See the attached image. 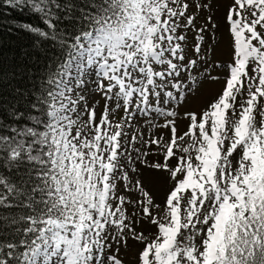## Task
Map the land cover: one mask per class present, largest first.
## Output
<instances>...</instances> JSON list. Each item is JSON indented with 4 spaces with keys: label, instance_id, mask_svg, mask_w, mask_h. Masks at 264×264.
<instances>
[{
    "label": "snow or ice",
    "instance_id": "obj_1",
    "mask_svg": "<svg viewBox=\"0 0 264 264\" xmlns=\"http://www.w3.org/2000/svg\"><path fill=\"white\" fill-rule=\"evenodd\" d=\"M3 6L41 23L0 66V264H264V0Z\"/></svg>",
    "mask_w": 264,
    "mask_h": 264
},
{
    "label": "trees",
    "instance_id": "obj_2",
    "mask_svg": "<svg viewBox=\"0 0 264 264\" xmlns=\"http://www.w3.org/2000/svg\"><path fill=\"white\" fill-rule=\"evenodd\" d=\"M25 23L39 26L41 22L27 10L0 7V66L6 72L12 71L16 64L23 66L27 62L31 65L39 57L38 53L30 58L25 56L26 52H34L31 47L32 36L17 27ZM40 59L42 62V57Z\"/></svg>",
    "mask_w": 264,
    "mask_h": 264
},
{
    "label": "rangeland",
    "instance_id": "obj_3",
    "mask_svg": "<svg viewBox=\"0 0 264 264\" xmlns=\"http://www.w3.org/2000/svg\"><path fill=\"white\" fill-rule=\"evenodd\" d=\"M223 15H224V5H218L215 9V17L214 19L216 21L220 22V31L217 33L216 37L212 40V43L215 45L217 42H219V48L217 50V59L226 61L229 60L230 57L227 54L228 53V43H229V35L227 32V28L224 25L223 22ZM211 33H209L210 35ZM222 87V81L220 83H205L203 88L200 91V94L195 97L191 101V106L200 108L205 106L209 101L215 98V96L219 93L220 89ZM99 99V97H97ZM99 107H103V101L100 100ZM182 110V109H181ZM122 114V110H121ZM115 119H119V116H116ZM162 122V121H161ZM142 129L145 131L146 137L151 136L154 133L157 132V129L149 127L147 124H143L141 122ZM136 125H133V128H135ZM184 130V125H181V131ZM161 135H164L165 138L167 137L166 132L160 133ZM136 147H139V144L136 145ZM157 149L155 146H153V152L156 153ZM152 159H162V156H152L150 157ZM175 163V161H173ZM145 183L149 184L151 187V191L153 192V195L156 197L157 202H161L166 194V191L168 189V184L163 179L157 178L155 176H148L145 180ZM146 234L148 231H155V227L153 226L152 229H146ZM133 255V252H129V257Z\"/></svg>",
    "mask_w": 264,
    "mask_h": 264
}]
</instances>
